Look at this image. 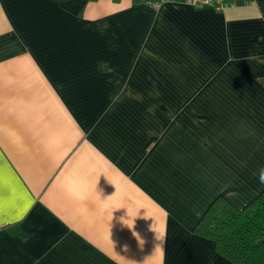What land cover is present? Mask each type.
Masks as SVG:
<instances>
[{"label":"crops","instance_id":"crops-1","mask_svg":"<svg viewBox=\"0 0 264 264\" xmlns=\"http://www.w3.org/2000/svg\"><path fill=\"white\" fill-rule=\"evenodd\" d=\"M264 0H0V264H233L194 232L264 189Z\"/></svg>","mask_w":264,"mask_h":264},{"label":"trees","instance_id":"trees-1","mask_svg":"<svg viewBox=\"0 0 264 264\" xmlns=\"http://www.w3.org/2000/svg\"><path fill=\"white\" fill-rule=\"evenodd\" d=\"M194 232L211 240L217 253L233 264H264V189L241 209L216 198Z\"/></svg>","mask_w":264,"mask_h":264},{"label":"built area","instance_id":"built-area-1","mask_svg":"<svg viewBox=\"0 0 264 264\" xmlns=\"http://www.w3.org/2000/svg\"><path fill=\"white\" fill-rule=\"evenodd\" d=\"M165 0H148V2L154 6L158 7ZM186 4L193 7H203L209 6L216 10H220L225 6L226 0H184Z\"/></svg>","mask_w":264,"mask_h":264},{"label":"snow or ice","instance_id":"snow-or-ice-1","mask_svg":"<svg viewBox=\"0 0 264 264\" xmlns=\"http://www.w3.org/2000/svg\"><path fill=\"white\" fill-rule=\"evenodd\" d=\"M0 198H2V196H0Z\"/></svg>","mask_w":264,"mask_h":264}]
</instances>
